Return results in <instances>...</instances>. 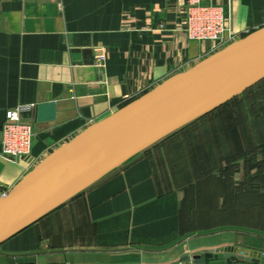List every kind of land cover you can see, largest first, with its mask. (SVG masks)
I'll list each match as a JSON object with an SVG mask.
<instances>
[{
  "label": "crops",
  "instance_id": "0c3cea01",
  "mask_svg": "<svg viewBox=\"0 0 264 264\" xmlns=\"http://www.w3.org/2000/svg\"><path fill=\"white\" fill-rule=\"evenodd\" d=\"M212 3L224 7L237 40L264 27V0ZM180 5L0 0V128L8 110L34 106L21 117L33 128L31 154L0 157V191L9 193L88 127L212 54L210 43L157 30L161 23L177 30ZM101 53L102 68L96 62ZM158 146L3 243L0 264H177L226 248L264 256L263 238L239 231L198 233L186 226L182 195L162 189L154 176L150 153Z\"/></svg>",
  "mask_w": 264,
  "mask_h": 264
},
{
  "label": "water",
  "instance_id": "95a60500",
  "mask_svg": "<svg viewBox=\"0 0 264 264\" xmlns=\"http://www.w3.org/2000/svg\"><path fill=\"white\" fill-rule=\"evenodd\" d=\"M263 81L264 27L88 127L0 198V246L132 159ZM241 263L264 264V257L258 252L226 248L187 256L177 264Z\"/></svg>",
  "mask_w": 264,
  "mask_h": 264
},
{
  "label": "rangeland",
  "instance_id": "374dc122",
  "mask_svg": "<svg viewBox=\"0 0 264 264\" xmlns=\"http://www.w3.org/2000/svg\"><path fill=\"white\" fill-rule=\"evenodd\" d=\"M212 121L192 135L204 143L193 141L187 146L186 138L174 139L173 144L162 143L150 153L156 181L162 189L182 195V216L188 228L198 233L239 231L264 239V198L260 204L254 200L257 192L264 196V119L250 118L247 125L222 132L216 128L227 126L220 119ZM247 193L252 198L241 200Z\"/></svg>",
  "mask_w": 264,
  "mask_h": 264
},
{
  "label": "built area",
  "instance_id": "2783aa9c",
  "mask_svg": "<svg viewBox=\"0 0 264 264\" xmlns=\"http://www.w3.org/2000/svg\"><path fill=\"white\" fill-rule=\"evenodd\" d=\"M183 18L177 30H169L159 24L160 32H178L188 41L206 42L213 50H219L235 41L236 35L226 24L224 7L215 5L212 0H179ZM97 66L102 68L106 62L104 53L96 56ZM34 106H18L7 111L5 123L0 128V157L5 160L23 159L31 154L34 139L33 128L21 120L23 114ZM7 191H0V198L7 196Z\"/></svg>",
  "mask_w": 264,
  "mask_h": 264
},
{
  "label": "trees",
  "instance_id": "16d2710c",
  "mask_svg": "<svg viewBox=\"0 0 264 264\" xmlns=\"http://www.w3.org/2000/svg\"><path fill=\"white\" fill-rule=\"evenodd\" d=\"M227 108V109H225ZM214 113H216L215 117L209 119L207 122H205L204 124H201L195 128H191L193 126H195L196 124H198V122H200L203 119H206L207 117H209L210 115H213ZM225 115V117H223ZM250 118H253L254 120H263L264 119V81L261 82L260 84H258L257 86L251 88L249 91H247L245 94H243L242 96H240L239 98H236L235 100L229 102L228 104L222 106L221 108L217 109L216 111H214L213 113L205 116L204 118H202L201 120H199L198 122L194 123L193 125L189 126L188 128H186L185 130L181 131L180 133L172 136L171 138H169L166 142H164V144H167L168 142H171V144L174 143V141L177 139H182V138H186L185 144L187 146H191L193 141L194 144L195 143H204V140H202V138L199 137H195L193 138V134L197 133V131L204 129L206 127V125L208 123L213 122L212 120L214 119H220L222 124L226 127L224 128L222 126L221 129H219L218 126V130L216 128V132H222L230 127L232 128H238L241 125H247V120H250ZM249 122V121H248ZM191 136V140H187V138H190ZM218 138V136H217ZM175 139V140H174ZM198 141V142H197ZM162 145V144H161ZM163 146V145H162ZM242 192H245L242 191ZM241 192V194H242ZM256 196L254 197V200L256 201V203L261 202V200H263L264 196H261L258 192L255 193ZM241 200H250V195L249 193L247 194H243L240 196Z\"/></svg>",
  "mask_w": 264,
  "mask_h": 264
}]
</instances>
